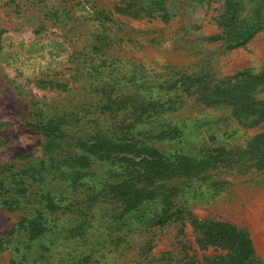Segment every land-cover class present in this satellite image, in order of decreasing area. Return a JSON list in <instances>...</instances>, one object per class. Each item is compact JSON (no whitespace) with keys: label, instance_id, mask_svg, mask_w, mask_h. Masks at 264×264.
I'll use <instances>...</instances> for the list:
<instances>
[{"label":"rangeland","instance_id":"1","mask_svg":"<svg viewBox=\"0 0 264 264\" xmlns=\"http://www.w3.org/2000/svg\"><path fill=\"white\" fill-rule=\"evenodd\" d=\"M125 4L0 0V264H198L220 252L199 246L201 220L245 231L264 264V167L249 146L264 132V85L256 113L219 94L264 68V32L226 49L209 39L220 3L172 0L168 20ZM54 117L65 151L99 135L164 153L155 204L122 213L110 202L108 186L125 179L112 160L76 175L63 151L57 167L44 130Z\"/></svg>","mask_w":264,"mask_h":264},{"label":"trees","instance_id":"2","mask_svg":"<svg viewBox=\"0 0 264 264\" xmlns=\"http://www.w3.org/2000/svg\"><path fill=\"white\" fill-rule=\"evenodd\" d=\"M123 2L125 0H122ZM170 2L172 0H126L124 10L136 17L159 16L168 20L174 15L170 10ZM194 2L207 6L213 3L221 4L222 11L215 20L220 32L209 39L221 41L226 49L244 47L258 33L264 32V0H194ZM236 78L239 80L219 94L227 101L233 102L239 110L247 113L258 112L256 109L258 102L254 101V93L264 85V68L257 73L241 71L231 77V79ZM217 90H214V93ZM258 113L262 117L264 109ZM62 123L59 118L49 119L44 127L48 137L47 154L57 167L63 164L58 156L65 151L61 145L62 139L59 141L62 136L60 129ZM111 139L96 135L93 140L83 142L80 152L65 151L67 169L73 174L81 175L93 160H112L123 167L125 179L108 186L106 191L112 193L110 202H115L119 208H122V213L155 204L157 199L152 186L158 182L161 174L165 173L172 162L165 158L164 153L149 145L127 137L120 139L121 142L116 144ZM249 146L257 156V165L263 168L264 132L258 134ZM137 157L140 158L139 161L135 160ZM182 165L178 163V166ZM166 202H171L169 197H166ZM88 203L87 209L91 204L97 203V200L91 199ZM166 204L163 203V206L161 204V208H158L157 223L165 224L170 220L171 205ZM181 213L182 210L176 212L179 215ZM195 225L199 232L197 238L199 246L203 250L210 247L220 250L218 254L212 256L203 255L200 260H197L198 264H257L254 244L245 231L230 223L214 220L197 221Z\"/></svg>","mask_w":264,"mask_h":264}]
</instances>
